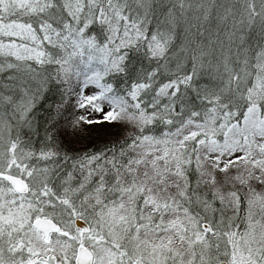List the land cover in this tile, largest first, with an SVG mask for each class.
Returning <instances> with one entry per match:
<instances>
[{"label": "snow or ice", "instance_id": "obj_1", "mask_svg": "<svg viewBox=\"0 0 264 264\" xmlns=\"http://www.w3.org/2000/svg\"><path fill=\"white\" fill-rule=\"evenodd\" d=\"M0 264H264V0H0Z\"/></svg>", "mask_w": 264, "mask_h": 264}]
</instances>
